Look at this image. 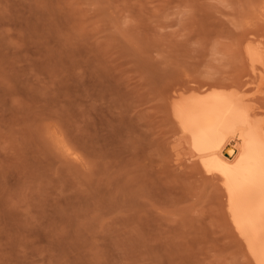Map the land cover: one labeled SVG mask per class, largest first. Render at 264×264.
Instances as JSON below:
<instances>
[{"label":"rangeland","instance_id":"1","mask_svg":"<svg viewBox=\"0 0 264 264\" xmlns=\"http://www.w3.org/2000/svg\"><path fill=\"white\" fill-rule=\"evenodd\" d=\"M262 1L0 0V264H253L216 182L158 163L155 93L240 74Z\"/></svg>","mask_w":264,"mask_h":264},{"label":"bare ground","instance_id":"2","mask_svg":"<svg viewBox=\"0 0 264 264\" xmlns=\"http://www.w3.org/2000/svg\"><path fill=\"white\" fill-rule=\"evenodd\" d=\"M252 25L238 39L240 74H177L155 90L163 126L155 136L164 171L186 163L216 182L228 224L252 263L264 264V33ZM62 137L55 143L78 158Z\"/></svg>","mask_w":264,"mask_h":264}]
</instances>
